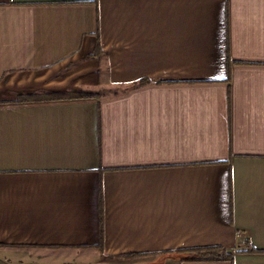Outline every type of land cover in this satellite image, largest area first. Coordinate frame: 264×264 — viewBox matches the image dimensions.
Here are the masks:
<instances>
[{
	"label": "crops",
	"instance_id": "obj_1",
	"mask_svg": "<svg viewBox=\"0 0 264 264\" xmlns=\"http://www.w3.org/2000/svg\"><path fill=\"white\" fill-rule=\"evenodd\" d=\"M0 264H264V0H0Z\"/></svg>",
	"mask_w": 264,
	"mask_h": 264
},
{
	"label": "trees",
	"instance_id": "obj_2",
	"mask_svg": "<svg viewBox=\"0 0 264 264\" xmlns=\"http://www.w3.org/2000/svg\"><path fill=\"white\" fill-rule=\"evenodd\" d=\"M101 47L99 42L97 41L94 47V56L99 57L101 53ZM144 83V81H142ZM98 96V93L92 92H61V93H54L43 97H38L39 100H53V99H80V98H94ZM31 99V98H27ZM33 99V98H32ZM101 203V198H100ZM102 214V211H101ZM102 215H101V222H100V242L102 241ZM99 242V243H100ZM237 244H241L244 247L243 252H252V247L250 245L249 237L244 233L240 232L237 237ZM101 247V245H100ZM189 251L193 252L195 256H192L191 259L194 260H209V261H232L233 255L227 252L222 246L220 245H211L199 248H192Z\"/></svg>",
	"mask_w": 264,
	"mask_h": 264
}]
</instances>
